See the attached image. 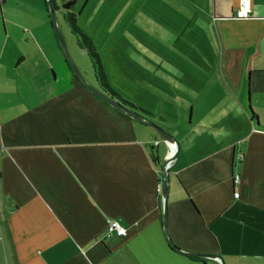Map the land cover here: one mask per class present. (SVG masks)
Instances as JSON below:
<instances>
[{
	"label": "crops",
	"instance_id": "obj_1",
	"mask_svg": "<svg viewBox=\"0 0 264 264\" xmlns=\"http://www.w3.org/2000/svg\"><path fill=\"white\" fill-rule=\"evenodd\" d=\"M239 1L177 0L178 28L166 24L179 71L220 73L245 118L232 132L192 125L179 88L195 129L179 131L166 236V143L64 72L43 0H0V264H264V0L242 20ZM110 220L127 235L105 238Z\"/></svg>",
	"mask_w": 264,
	"mask_h": 264
},
{
	"label": "rangeland",
	"instance_id": "obj_2",
	"mask_svg": "<svg viewBox=\"0 0 264 264\" xmlns=\"http://www.w3.org/2000/svg\"><path fill=\"white\" fill-rule=\"evenodd\" d=\"M175 1L56 0V26L73 64L84 80L101 89L96 76L99 77V63L78 47L79 41L83 42L79 31L89 39L91 47L98 54L105 78L116 94L113 95L114 99L174 135L176 142L181 140L180 130L195 129L186 126L191 107L187 105L184 114L183 100L187 99L189 102L192 100L193 104L192 125L232 132L237 125L245 124V118L242 107L226 86L222 75L179 71V46L174 37L178 32H170L166 26L170 24L172 28H178L172 25L178 22L179 16ZM69 14H72L79 30L76 34L67 20ZM53 34L57 44L55 31ZM190 58L194 59L192 56ZM62 69L68 72L65 65ZM57 71L60 80L61 70ZM184 86L191 95L182 100L180 90ZM240 101L247 108V83ZM148 113L155 117H150ZM167 123H172L174 128ZM153 133L166 150L164 140L156 132Z\"/></svg>",
	"mask_w": 264,
	"mask_h": 264
},
{
	"label": "water",
	"instance_id": "obj_3",
	"mask_svg": "<svg viewBox=\"0 0 264 264\" xmlns=\"http://www.w3.org/2000/svg\"><path fill=\"white\" fill-rule=\"evenodd\" d=\"M45 2H46L47 9L49 12V19H50L51 25L53 27V30L56 33L60 49L62 50V53L65 57V60L67 61L71 71L73 72V75L75 76L74 77L75 80L80 82L82 84V86L84 88H86L92 95L101 99L104 103L109 105L111 108H113L117 112L122 113L123 115L129 117L130 119L137 121V122H140V123L144 124L145 126L151 128L154 132L159 134V136L164 140V142L166 143V145L170 149L169 153H167V155H166L165 162H164L162 170H161V183H160L162 201H163V204H162V225H163L164 233L167 236L166 230H167L168 175H169L170 167L173 164V162H175V160L177 159V155H178V151H179V147L177 145L176 140L174 139L173 136L168 134L162 128H160L159 126H157L153 122L145 119L140 113H137L135 111H131L123 103H121L118 100H115L114 97L110 95V93L107 94V93H105L106 92L105 90L101 91L100 89L95 88L94 86L90 85L86 80H84V78L81 76V74L79 73V71L77 70L75 65L73 64V62H72V60H71V58L67 52L65 43L61 37V34L58 31V28L56 26L55 10H54L53 4L50 0H45ZM167 240H168V237H167ZM169 244H170L172 249H174L178 252L179 251L181 252V250L178 249L173 243H169ZM185 254L187 256H191V257H199V258H204V259L216 260L220 264H224L222 259L218 256L197 254V253H193V252H185Z\"/></svg>",
	"mask_w": 264,
	"mask_h": 264
},
{
	"label": "trees",
	"instance_id": "obj_4",
	"mask_svg": "<svg viewBox=\"0 0 264 264\" xmlns=\"http://www.w3.org/2000/svg\"><path fill=\"white\" fill-rule=\"evenodd\" d=\"M50 1L52 2L54 9L56 10V9H57V8H56V7H57V6H56V0H50ZM44 4H45V8H46V10H47V5H46L45 1H44ZM47 13H48V10H47ZM67 20L69 21V25H70L72 31H74V33H75V32H78L79 30H77V28H76V25H75V19L73 18L72 14H69V15H68ZM50 23H51V22H50ZM78 33H80L81 36H82V38H83V42L81 43V41H79V43L77 44L78 47L81 48V49H84L85 51H87V53H88L89 55H91L93 58H95V59L97 60V62L99 63V66H98V67H99V68H98L99 77H98V75H96V76H97L98 81H99L100 84H101V87L106 91V93H110L111 95H116V94L114 93V91L110 88V86H109V84H108V82H107V80H106V78H105L104 72H103V70H102V66H101L100 61H99V56H98V54L95 52V50L91 47V44H90L89 39H87V38L85 37V35H83V34L81 33V31H79ZM75 34H76V33H75ZM55 38H56V40H57V37H55ZM57 44H58V46H59L58 40H57ZM59 49H60V46H59ZM258 53H259V47H258V45H256V47H255V51H254L253 55L249 56L248 59H247V66H246L247 69H246V70H247V73H248V74L250 73V70H251V62L257 57ZM64 60H65V57H64ZM65 64H66V66H67L69 72L72 74V77L74 78L75 76L73 75V72L71 71V69H70V67H69V65H68V63H67L66 60H65ZM74 79H75V78H74ZM123 102L126 103V104H128V105L130 104V103L126 102V101H123ZM131 105H132V104H131ZM249 114H250L251 119H256L255 114H254L251 110L249 111ZM152 159H153V158H152ZM160 183H161V180H160ZM167 241H168L169 243H172L171 240H170L169 238H168ZM188 257L191 258V259H194V260H198V261H199V260H202V259L199 258V257H191V256H188Z\"/></svg>",
	"mask_w": 264,
	"mask_h": 264
},
{
	"label": "built area",
	"instance_id": "obj_5",
	"mask_svg": "<svg viewBox=\"0 0 264 264\" xmlns=\"http://www.w3.org/2000/svg\"><path fill=\"white\" fill-rule=\"evenodd\" d=\"M250 13V4L248 0H240L238 6L236 7L233 17L238 20L246 19L249 17ZM235 185H238L240 178L238 175H235L233 180ZM234 197H238V193L234 194ZM127 235L126 228L121 226L118 221L110 220L107 221L106 230L104 233L105 238L109 239L112 236L116 237H125Z\"/></svg>",
	"mask_w": 264,
	"mask_h": 264
},
{
	"label": "flooded vegetation",
	"instance_id": "obj_6",
	"mask_svg": "<svg viewBox=\"0 0 264 264\" xmlns=\"http://www.w3.org/2000/svg\"><path fill=\"white\" fill-rule=\"evenodd\" d=\"M46 3V2H45ZM57 6V5H56ZM56 8H58V7H56ZM48 10V9H47ZM55 10V9H54ZM57 10V9H56ZM49 13V12H48ZM98 89H100V88H98ZM101 91H104V89L101 87V89H100ZM106 93V92H105ZM111 95V94H110ZM113 96V95H112ZM130 110H132V111H134L133 109H130Z\"/></svg>",
	"mask_w": 264,
	"mask_h": 264
}]
</instances>
